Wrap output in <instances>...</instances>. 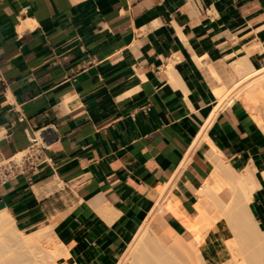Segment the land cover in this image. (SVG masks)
<instances>
[{
	"label": "crops",
	"instance_id": "obj_1",
	"mask_svg": "<svg viewBox=\"0 0 264 264\" xmlns=\"http://www.w3.org/2000/svg\"><path fill=\"white\" fill-rule=\"evenodd\" d=\"M247 55L264 67V0H0V154L34 136L44 147L0 186V212L21 231L51 227L63 264H117L158 186L174 180L195 213L212 144L253 172L249 210L264 231V128L241 101L213 112L214 89Z\"/></svg>",
	"mask_w": 264,
	"mask_h": 264
},
{
	"label": "bare ground",
	"instance_id": "obj_2",
	"mask_svg": "<svg viewBox=\"0 0 264 264\" xmlns=\"http://www.w3.org/2000/svg\"><path fill=\"white\" fill-rule=\"evenodd\" d=\"M250 58L247 55L231 65L237 79L232 80L227 91L219 88L214 90L213 112L219 111L224 105L241 101L255 122L264 128V67L255 68ZM202 135L203 132L193 138L192 148L196 149L200 145ZM208 142L206 144L209 146L211 142ZM211 149L219 156L211 172L214 182H210V176L201 185L197 195L200 193L203 199L200 204L193 206L195 215H190L183 208L181 200L172 194L174 180L158 186L154 189L157 197L155 205L117 264H208L206 254H203L207 248L204 234L215 226L221 232L225 223L232 229L230 231H233L235 239L226 243L232 258L224 264H264V231L259 228L249 210L256 188L253 172L249 168L239 172L234 170L221 158L219 149L212 144ZM163 213L176 218L192 237L183 238L181 233L165 222L166 231L159 233L156 227L163 219ZM53 234L51 227L30 233L21 231L17 229L11 215L1 211L0 264H58L61 257H70L66 246Z\"/></svg>",
	"mask_w": 264,
	"mask_h": 264
},
{
	"label": "rangeland",
	"instance_id": "obj_3",
	"mask_svg": "<svg viewBox=\"0 0 264 264\" xmlns=\"http://www.w3.org/2000/svg\"><path fill=\"white\" fill-rule=\"evenodd\" d=\"M228 85L226 87L223 88H219V89H223L224 91H227L229 88V85L231 84V82L235 81L237 79L236 73L234 71V69L231 66V74L228 75ZM233 80V81H232ZM216 89V88H215ZM214 89V90H215ZM218 89V88H217ZM214 150H210L208 153L209 158L212 159L213 164L216 163L219 159V156L216 155V152ZM210 154V155H209ZM215 156V157H214ZM213 173V171H212ZM212 173H211V178H209L210 182H214V178L212 177ZM200 189V188H199ZM199 192V190H198ZM200 193H198V195L196 194V198L192 200L193 206L200 204L202 201V195ZM202 198V199H201ZM156 199V198H155ZM200 199V200H199ZM157 201V199H156ZM200 201V202H199ZM153 207V206H152ZM151 207V208H152ZM171 214H165L163 213V219H161V221H159L158 226L156 227L157 231L159 233L165 232L166 229L164 228V222L167 223V219L169 217H173ZM194 214H192V216H194ZM174 218V217H173ZM168 224V223H167ZM169 225V224H168ZM170 226V225H169ZM225 227V228H224ZM223 227L222 231L224 232V238H222L221 236V232L219 231V229L215 226L213 228H211L209 231L205 232L204 236H205V241L207 243V248L206 250H203V254L205 256H208L209 258V263L208 264H216L214 262H218L217 264H224L225 262H227L228 260H230L232 257L230 254V251L228 249V245L226 243H228L227 241L230 239H235L234 235H233V231L231 232L230 227H228V224L225 223V226ZM173 228V227H172ZM174 229V228H173ZM34 229L32 230H27V233L32 232ZM227 231V232H226ZM183 235V238H188L190 239L192 236L188 234V231L186 230ZM186 235V236H185ZM226 241V242H225ZM227 245V246H226ZM126 251V250H125ZM125 253V252H124ZM123 253V254H124ZM58 264H63V257H61L59 259V263Z\"/></svg>",
	"mask_w": 264,
	"mask_h": 264
},
{
	"label": "built area",
	"instance_id": "obj_4",
	"mask_svg": "<svg viewBox=\"0 0 264 264\" xmlns=\"http://www.w3.org/2000/svg\"><path fill=\"white\" fill-rule=\"evenodd\" d=\"M25 10H30L31 7L27 6ZM144 111L149 112L150 108L145 107ZM31 145L23 152L16 154L10 158H4L0 154V186L6 184L18 175L24 174L35 167L33 160L37 157L40 159V153L43 150V145L37 137H32L30 140Z\"/></svg>",
	"mask_w": 264,
	"mask_h": 264
},
{
	"label": "water",
	"instance_id": "obj_5",
	"mask_svg": "<svg viewBox=\"0 0 264 264\" xmlns=\"http://www.w3.org/2000/svg\"><path fill=\"white\" fill-rule=\"evenodd\" d=\"M49 136H50V131H44L41 134V137L44 140V142H48L49 141Z\"/></svg>",
	"mask_w": 264,
	"mask_h": 264
}]
</instances>
